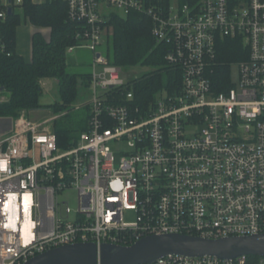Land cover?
<instances>
[{
    "label": "built area",
    "instance_id": "built-area-1",
    "mask_svg": "<svg viewBox=\"0 0 264 264\" xmlns=\"http://www.w3.org/2000/svg\"><path fill=\"white\" fill-rule=\"evenodd\" d=\"M64 1L78 24L66 54L93 55L86 128L59 145L51 124L59 115L0 119V264L72 243L264 233V0ZM0 3L4 19L23 0ZM132 12L150 18L166 63L181 72L180 87L146 107L123 90L137 77L124 79L106 54L108 21ZM224 37L241 38L247 57L234 62L237 85L216 91L209 74ZM10 54L0 34V57ZM110 143L124 145L118 159ZM68 193L73 206L60 198ZM249 256L169 253L150 264H248Z\"/></svg>",
    "mask_w": 264,
    "mask_h": 264
},
{
    "label": "trees",
    "instance_id": "trees-1",
    "mask_svg": "<svg viewBox=\"0 0 264 264\" xmlns=\"http://www.w3.org/2000/svg\"><path fill=\"white\" fill-rule=\"evenodd\" d=\"M66 14L64 0H44L37 3L23 0L20 7L13 9L4 19L0 18V34L11 52L9 56L0 57V87L8 91L7 99L0 100V119L8 123L21 110L29 112L42 108L39 96L43 79H56L58 100L46 107L59 113L58 117L69 114L71 103L77 97L78 82L87 87L90 71L77 73L68 68L72 61L71 56L66 54V49L76 43L74 32L78 24L68 21ZM25 20L36 27L49 28L48 38L39 31L31 35L29 61L18 54L15 48L16 28ZM151 27L149 17L132 12L126 17L113 16L106 29V54L110 63L122 69L136 65L150 67L149 71L137 76L131 86L127 85L123 89L131 90L135 104L141 107H146L156 92L166 89L171 93L181 85V72L166 63L167 48L155 43ZM246 57L247 48L243 46L241 38L224 37L217 42L216 63L209 74L216 91L231 85L229 66ZM84 109L85 117L78 129L54 122L52 128L59 145H64L69 138L86 128L87 111ZM257 259L258 256L250 255L248 264H256Z\"/></svg>",
    "mask_w": 264,
    "mask_h": 264
},
{
    "label": "water",
    "instance_id": "water-1",
    "mask_svg": "<svg viewBox=\"0 0 264 264\" xmlns=\"http://www.w3.org/2000/svg\"><path fill=\"white\" fill-rule=\"evenodd\" d=\"M169 253L219 258L264 256V233L216 239L168 233L148 235L127 246L105 243L98 248L92 242L72 243L46 250L23 264H150Z\"/></svg>",
    "mask_w": 264,
    "mask_h": 264
},
{
    "label": "rangeland",
    "instance_id": "rangeland-1",
    "mask_svg": "<svg viewBox=\"0 0 264 264\" xmlns=\"http://www.w3.org/2000/svg\"><path fill=\"white\" fill-rule=\"evenodd\" d=\"M169 2H173V0H169ZM34 28L31 26L29 22L22 21L16 28L15 33V48L16 51L24 53L27 50L26 54L30 52V41L29 37L33 32ZM27 35V37H26ZM105 47V46H104ZM75 53L78 54L77 64L73 65L70 63L69 70L77 73H86L90 71V63L93 59V55L90 51L85 49H79ZM150 67L146 66H132L123 69L122 76L124 79H130L139 76L141 73L149 71ZM230 73V83L237 85L238 83V66L235 63H232L229 66ZM42 92L39 96V103L43 106L38 110L29 111V116L34 119L43 120L50 118L54 115H58L59 113H55L52 109L47 108V105L53 104L58 100V92H57V82L56 79L46 78L41 81ZM8 97V91L0 90V100H5ZM89 97V89L84 84L78 82V93L76 99L71 103V110L67 116L56 117L53 119L51 124L54 122L61 126H69L75 129H78L79 123L82 122L83 117H85V109L81 107L82 103H84ZM110 148L115 155V158L118 159L119 152L124 148V145L121 143H110ZM60 198H63L69 201L70 206L74 205L73 194H63ZM130 219L131 216H128Z\"/></svg>",
    "mask_w": 264,
    "mask_h": 264
},
{
    "label": "crops",
    "instance_id": "crops-1",
    "mask_svg": "<svg viewBox=\"0 0 264 264\" xmlns=\"http://www.w3.org/2000/svg\"><path fill=\"white\" fill-rule=\"evenodd\" d=\"M33 2H36L37 3V0H33ZM26 22H29L28 20H25ZM30 23V22H29ZM31 24V23H30ZM31 26L34 28V30H33V32L31 33V35L35 32V31H39V32H41V34L45 37V38H48V36H49V28L48 27H36V26H34V25H32L31 24ZM31 35H30V37H29V41H30V50H31ZM26 37H27V35H26ZM17 52V51H16ZM26 53H27V50L25 51ZM24 52V53H25ZM76 52V51H75ZM75 52H73V53H71L70 54V56H71V61H72V63H73V65H76L77 64V58H78V54L77 53H75ZM18 54H20L21 56H23L24 57V59L26 60V61H29L30 60V58H31V51L29 52L28 51V53L29 54H26V56H25V54L24 53H22V52H17Z\"/></svg>",
    "mask_w": 264,
    "mask_h": 264
},
{
    "label": "bare ground",
    "instance_id": "bare-ground-1",
    "mask_svg": "<svg viewBox=\"0 0 264 264\" xmlns=\"http://www.w3.org/2000/svg\"><path fill=\"white\" fill-rule=\"evenodd\" d=\"M74 40V39H73ZM244 59V58H243ZM238 75V74H237ZM178 88V87H177ZM87 119V118H86ZM59 141V140H58Z\"/></svg>",
    "mask_w": 264,
    "mask_h": 264
}]
</instances>
